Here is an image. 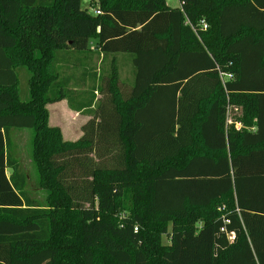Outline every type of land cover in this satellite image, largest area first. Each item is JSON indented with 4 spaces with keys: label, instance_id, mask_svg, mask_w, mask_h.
Here are the masks:
<instances>
[{
    "label": "trees",
    "instance_id": "obj_1",
    "mask_svg": "<svg viewBox=\"0 0 264 264\" xmlns=\"http://www.w3.org/2000/svg\"><path fill=\"white\" fill-rule=\"evenodd\" d=\"M86 1L0 0V264H264V0ZM82 66L99 97L66 142L46 106Z\"/></svg>",
    "mask_w": 264,
    "mask_h": 264
},
{
    "label": "rangeland",
    "instance_id": "obj_2",
    "mask_svg": "<svg viewBox=\"0 0 264 264\" xmlns=\"http://www.w3.org/2000/svg\"><path fill=\"white\" fill-rule=\"evenodd\" d=\"M168 2L173 5L176 4V0H168ZM88 2L82 0L81 7L86 9L89 14H92V9L88 7ZM77 55H75L76 57ZM62 58V55H61ZM94 68L96 74L107 68L108 60L104 62L93 58ZM82 64V63H81ZM85 64V63H84ZM103 68V69H102ZM121 69V68H120ZM90 71L92 69L84 68V66L77 68L74 72V76L77 80V84H70L68 98L60 102L53 104H48L46 106L48 114V126L52 128H57L60 131L61 138L66 142H74L78 140L81 136V127L92 117V109L95 105L96 99L99 97L98 93L93 95V102L88 109H81L82 103H88L91 98L90 88L99 84L97 76H91L89 74L85 78V84L79 86V81L81 79V73L83 71ZM122 71L120 76L121 79L127 77L126 70ZM72 71L68 68H64L63 74H71ZM210 102L207 101L203 104V111H206L207 105ZM203 114V112H202ZM228 116L226 118L227 126H233L236 130L243 126L242 113L238 107H231L228 110ZM197 123V122H196ZM241 124V125H240ZM197 129V126L195 127ZM10 140V155L17 162L19 170L24 174L26 179V191L29 197L37 204L44 205L45 203V193L40 189L37 180L36 168L31 160V139L32 133L28 130H11L8 134ZM195 136L197 137V130L195 131ZM197 140V139H196ZM192 150L193 153H200L198 150ZM7 175L10 171H6ZM168 239L166 236L161 237V244L166 245Z\"/></svg>",
    "mask_w": 264,
    "mask_h": 264
},
{
    "label": "crops",
    "instance_id": "obj_3",
    "mask_svg": "<svg viewBox=\"0 0 264 264\" xmlns=\"http://www.w3.org/2000/svg\"><path fill=\"white\" fill-rule=\"evenodd\" d=\"M165 3H166V5L167 6H169L170 8H179V0H176V4H173V5H171L169 2H168V0H165ZM120 67H119V70H127V69H129L130 68V65L128 64V63H126V61L125 62H120ZM121 68V69H120ZM122 71H120V73H121Z\"/></svg>",
    "mask_w": 264,
    "mask_h": 264
},
{
    "label": "built area",
    "instance_id": "obj_4",
    "mask_svg": "<svg viewBox=\"0 0 264 264\" xmlns=\"http://www.w3.org/2000/svg\"><path fill=\"white\" fill-rule=\"evenodd\" d=\"M94 14H95V15H98L99 12H95ZM200 26H201L202 28H205V25H204V23H203L202 21L200 22ZM226 77H229V76H226Z\"/></svg>",
    "mask_w": 264,
    "mask_h": 264
}]
</instances>
